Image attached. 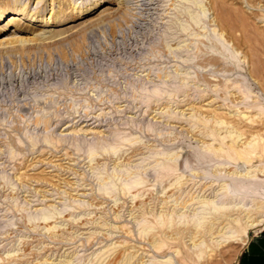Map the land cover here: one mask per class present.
Masks as SVG:
<instances>
[{
	"label": "rangeland",
	"instance_id": "1",
	"mask_svg": "<svg viewBox=\"0 0 264 264\" xmlns=\"http://www.w3.org/2000/svg\"><path fill=\"white\" fill-rule=\"evenodd\" d=\"M21 7L36 21L7 25ZM1 12L0 264H238L264 228L243 237L264 203V174L242 176L264 167V0Z\"/></svg>",
	"mask_w": 264,
	"mask_h": 264
},
{
	"label": "bare ground",
	"instance_id": "2",
	"mask_svg": "<svg viewBox=\"0 0 264 264\" xmlns=\"http://www.w3.org/2000/svg\"><path fill=\"white\" fill-rule=\"evenodd\" d=\"M125 0H119V2L120 3H123ZM130 1V0H129ZM133 1V0H132ZM154 2V1H153ZM130 3V2H129ZM13 6H15L14 4H13ZM25 7V6H24ZM23 7V8H24ZM73 7H76V8H78L79 7V5L78 4H76V2H74L73 3ZM13 8H15V7H13ZM12 8V9H13ZM22 8V7H21ZM22 8V11L20 12L19 10H16V9H14L13 11H14V13L13 14H11V15H8V16H6V18H5V20L6 19H8L7 20V25L8 24H13V23H15L16 21H18V20H20V19H23V18H26V19H28V20H30V21H36V19H37V17L38 16H35V14L34 13H32V14H28L27 12H24L23 9ZM80 11H82V10H80ZM155 11V10H154ZM1 15H0V19H1V17L5 14V12H1L0 13ZM44 19V18H43ZM50 19V18H49ZM43 21H45V24L46 23H48V20H43ZM67 28V27H66ZM60 30H63L62 28L61 29H59V31ZM218 37L219 38H221V34H219L218 35ZM231 92V91H230ZM239 92H241L242 93V95H248V94H250V91L249 90H247V89H241V90H239ZM230 95V94H229ZM211 97V96H210ZM222 98V97H221ZM228 103V102H227ZM222 107V106H221ZM235 107V106H234ZM236 109V108H235ZM238 111V110H237ZM216 112V111H215ZM235 113V112H234ZM211 114H213V113H211ZM233 114V113H232ZM260 114V113H259ZM262 115V114H261ZM239 116H241L242 118H244V119H248L249 117H246L247 115H245V114H239ZM256 116V115H255ZM257 118V117H256ZM80 119V118H79ZM206 119V118H205ZM212 119V118H211ZM241 120V119H240ZM249 121V120H248ZM207 123V122H206ZM222 123V122H221ZM245 123V122H244ZM246 124H249V123H247L246 122ZM209 125V124H208ZM87 126V125H86ZM210 127H212V126H210ZM237 127V126H236ZM218 128H219V126H218ZM258 128V127H257ZM252 129H254V128H252ZM81 131V130H80ZM255 131V130H254ZM203 133H205V132H203ZM210 134H212V133H210ZM237 135V134H236ZM229 136H231V134L229 135ZM241 135L240 134H238L237 136H235L234 138H232V141H231V144L228 146V150L229 151H232L234 154H236L237 155V157L239 158V159H241L242 160V164L244 165V166H248V165H250V156L252 155V154H254L255 153V150H256V142H247V143H242V145L241 146H239V147H237V146H235L234 144L236 143V139L237 138H239ZM225 137H223V139H224ZM250 138V137H249ZM217 139V138H216ZM261 142V141H260ZM213 149V148H212ZM212 152V151H211ZM261 152L262 153H264V146L262 147V150H261ZM92 153V152H91ZM197 153V152H196ZM201 158V157H200ZM75 162V161H74ZM156 164V163H155ZM255 171H257V172H260V173H262V174H264V167L263 168H258V169H255V170H248V169H246V171L242 174V176L244 177V178H248V179H250L251 181H253L252 183H250V184H255L256 182H258V175L257 174H255ZM242 173V172H241ZM138 183H140V182H135V184H138ZM239 185V184H238ZM134 188V187H133ZM127 190H130V189H127ZM210 206V205H209ZM256 210L257 211H260L261 213L258 215V216H256V217H252V216H245V223H244V228L242 229V234H243V237L244 238H246L247 237V235H246V230L247 229H256L257 227H264V203L263 204H259V205H257L256 206ZM220 214V213H219ZM44 215V214H43ZM160 215H162V214H160ZM48 218V216H46V217H43V219L45 220V219H47ZM169 220V219H168ZM237 221V220H236ZM200 224H197L196 226H199ZM202 226V225H201ZM51 227V226H50ZM54 227V226H53ZM219 227V226H218ZM141 229V228H140ZM150 230V229H149ZM211 230V227H208V228H206V231H210ZM141 231V230H140ZM144 231V230H143ZM230 231V230H229ZM173 233V232H172ZM171 235V234H170ZM174 236V235H173ZM242 240H244V239H242ZM176 253V252H175ZM186 253V252H185ZM128 257V256H127ZM189 260V259H188Z\"/></svg>",
	"mask_w": 264,
	"mask_h": 264
},
{
	"label": "crops",
	"instance_id": "3",
	"mask_svg": "<svg viewBox=\"0 0 264 264\" xmlns=\"http://www.w3.org/2000/svg\"><path fill=\"white\" fill-rule=\"evenodd\" d=\"M238 264H264V228L248 240Z\"/></svg>",
	"mask_w": 264,
	"mask_h": 264
}]
</instances>
